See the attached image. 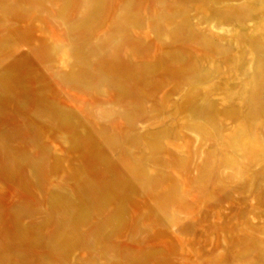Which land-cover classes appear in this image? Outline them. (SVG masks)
<instances>
[{"label": "rangeland", "instance_id": "1", "mask_svg": "<svg viewBox=\"0 0 264 264\" xmlns=\"http://www.w3.org/2000/svg\"><path fill=\"white\" fill-rule=\"evenodd\" d=\"M0 264H264V0H0Z\"/></svg>", "mask_w": 264, "mask_h": 264}]
</instances>
